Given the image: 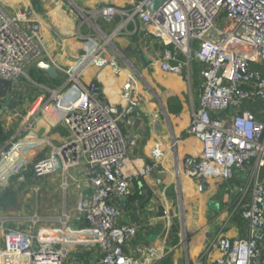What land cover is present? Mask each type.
<instances>
[{"label":"built area","instance_id":"obj_1","mask_svg":"<svg viewBox=\"0 0 264 264\" xmlns=\"http://www.w3.org/2000/svg\"><path fill=\"white\" fill-rule=\"evenodd\" d=\"M136 1L127 10L107 4L90 15L95 22L99 17L110 22L118 14L126 16L118 30L129 22L137 26L139 20L164 45L156 61L166 72L183 71L180 54L188 60L195 56L203 65L199 107L188 130L201 139L203 148L199 154L186 156L183 167L177 163L178 174L199 178L212 172L228 178L252 162L258 168L264 166V120L243 109L256 101L264 103V0H165L155 12L151 6L157 0ZM224 19L225 24L218 25ZM97 30L103 42L85 52L75 68H62L68 76L66 86L44 87L49 97L40 98L29 110L28 132L15 136L0 150V185L6 187L13 180L26 183L29 174L40 178L84 166L92 193L77 202L81 223L76 225L66 212L57 225H40L36 214L25 229L6 226L0 218V264H139L126 251L137 235V226L118 222L121 211L116 200L128 196L132 182L148 175L165 153L160 144L155 146L154 165H136L129 158L139 134H124L121 123L130 126L137 116L136 75H129L123 86L126 103L121 107L101 100L98 87L84 83L87 67L111 64L120 72L109 55L111 38ZM48 54L32 11L10 13L0 2V77L12 81V93L24 77L30 78L31 67ZM52 112L62 117L71 137L48 156L31 161L30 151L51 144L47 135L35 131L37 117ZM64 183L67 187L66 176ZM235 190L242 217L254 230H264V183L255 180ZM212 246L220 253L218 264H264L256 236L232 239L220 235ZM75 251L91 253L92 260L73 261Z\"/></svg>","mask_w":264,"mask_h":264},{"label":"crops","instance_id":"obj_2","mask_svg":"<svg viewBox=\"0 0 264 264\" xmlns=\"http://www.w3.org/2000/svg\"><path fill=\"white\" fill-rule=\"evenodd\" d=\"M0 2L10 13L17 9L32 11L33 18L39 21L49 53L42 60L53 64L59 73L57 78H51L38 68L37 63L31 67L30 78H23L12 93L19 100L17 109H4L0 113V126L5 133V137L0 135V150L15 136L28 132L25 125L29 110L40 98L49 97L50 93L44 87L66 86L68 76L62 68H75L85 52L103 42L98 27L111 38L109 55L120 72L117 73L115 65L111 64L101 68L87 67L82 76L84 83L97 86L101 100L121 107L126 103L122 98L123 86L129 75H136L140 99L135 110L137 116L130 126L121 123L124 134H139L137 145L129 150V158L136 165H154L155 146L160 144L165 153L148 175L132 182L126 198L116 200L121 211L118 222L137 226L136 237L126 246L127 253L139 264H218L220 253L212 243L220 235L232 239L256 236L264 253V231L256 233L242 217L238 206L240 196L235 190L249 186L255 180L264 183V166L258 168L252 162L245 171L235 170L228 178L212 172L199 178L178 174L177 163L183 167L186 156L199 154L203 148L201 139L188 131L193 113L199 107L203 80V65L195 56L188 60L180 54V60L185 63L183 71L166 72L156 61L162 57L164 45L139 20L137 26L134 22L124 25L130 30L127 33L125 28L118 30L126 16L118 14L110 22L99 17L95 22L90 15L107 4L127 10L136 0ZM31 72L37 78L32 77ZM263 107L260 100L244 105L243 109H249L256 118L264 120ZM37 120L35 131L47 135L51 144L30 151L28 158L31 161L48 156L54 147L64 145L71 137L68 125L59 114L38 115ZM174 141L176 144L172 147ZM65 176L67 187H64ZM28 177L24 184L13 180L11 186L0 185V218L5 219L6 226L25 229L33 224L31 219L36 214L40 216V225H57L58 218L65 212L76 225L81 223L77 202L82 195L92 193L87 186L84 166L66 172L59 170L40 178H34L32 174ZM36 187L40 188L38 192ZM91 255L75 251L72 259L89 263Z\"/></svg>","mask_w":264,"mask_h":264},{"label":"water","instance_id":"obj_3","mask_svg":"<svg viewBox=\"0 0 264 264\" xmlns=\"http://www.w3.org/2000/svg\"><path fill=\"white\" fill-rule=\"evenodd\" d=\"M165 0H157L152 6L151 10L153 12L157 11V9L164 4ZM38 68L48 74L51 78H57L59 73L57 69L51 64L46 61H39L37 63ZM0 99L3 100L1 103L2 109L0 113H3L4 109H17L19 105V100L13 97L12 94V81L9 79L1 78L0 77ZM5 100V101H4ZM126 198V197H125ZM256 233H262L263 229H256Z\"/></svg>","mask_w":264,"mask_h":264},{"label":"rangeland","instance_id":"obj_4","mask_svg":"<svg viewBox=\"0 0 264 264\" xmlns=\"http://www.w3.org/2000/svg\"><path fill=\"white\" fill-rule=\"evenodd\" d=\"M225 22H226L225 19H224V20H219V21H218V25H223V24H225ZM29 74H30V73H29ZM29 76H30V75H29ZM31 76L37 78V76H36L34 73H32V72H31ZM24 78H25V77H24ZM31 80H32V79H31ZM27 82H28V81H27ZM52 205L56 206L57 204H56V203H53Z\"/></svg>","mask_w":264,"mask_h":264},{"label":"trees","instance_id":"obj_5","mask_svg":"<svg viewBox=\"0 0 264 264\" xmlns=\"http://www.w3.org/2000/svg\"><path fill=\"white\" fill-rule=\"evenodd\" d=\"M0 104H1V102H0ZM0 135L2 136V137H5V133H4V131H2V129H1V126H0ZM5 139V138H4ZM3 139V140H4Z\"/></svg>","mask_w":264,"mask_h":264}]
</instances>
